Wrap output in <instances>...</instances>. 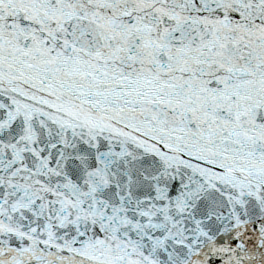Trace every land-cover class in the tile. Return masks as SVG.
Segmentation results:
<instances>
[{
	"label": "snow or ice",
	"instance_id": "6c2138e0",
	"mask_svg": "<svg viewBox=\"0 0 264 264\" xmlns=\"http://www.w3.org/2000/svg\"><path fill=\"white\" fill-rule=\"evenodd\" d=\"M0 264H264V0H0Z\"/></svg>",
	"mask_w": 264,
	"mask_h": 264
}]
</instances>
